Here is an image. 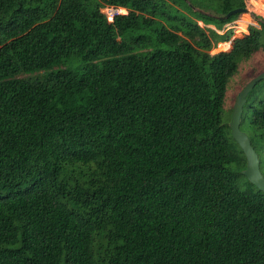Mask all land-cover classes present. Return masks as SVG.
Listing matches in <instances>:
<instances>
[{"label":"trees","instance_id":"16d2710c","mask_svg":"<svg viewBox=\"0 0 264 264\" xmlns=\"http://www.w3.org/2000/svg\"><path fill=\"white\" fill-rule=\"evenodd\" d=\"M177 1L0 0V264H264V193L221 121L264 21L211 54L231 31ZM212 2L188 12L218 30L245 8Z\"/></svg>","mask_w":264,"mask_h":264},{"label":"rangeland","instance_id":"374dc122","mask_svg":"<svg viewBox=\"0 0 264 264\" xmlns=\"http://www.w3.org/2000/svg\"><path fill=\"white\" fill-rule=\"evenodd\" d=\"M213 0H178V6L179 10L183 12V15L188 18L189 20L197 22V24L207 30L211 29L210 27H214L215 30H218L219 27L217 24H215L212 21H206L203 22L198 20L199 16L195 15L192 16L188 9H193L194 11L203 10L208 11V14L211 13L210 6L212 5ZM210 5V6H209ZM245 7L249 10L250 13L255 15V17H260L264 21V0H244ZM187 6V7H186ZM59 12H53L52 16H56ZM212 14V13H211ZM197 16V17H196ZM244 16L246 18H244ZM246 21H243L245 20ZM232 22H237L236 28L230 29L231 31V39L227 42H219L214 43L212 50L210 51L211 54H216L222 51H228L231 47V42L234 39L243 38L244 36L248 35L250 32V29L255 27L256 25H253L254 21L252 16L249 17L247 14H239ZM249 22H252L250 25ZM210 23L211 25H206ZM161 26H165L164 23H159ZM231 24L227 23L223 25L221 30L219 31V35H223L225 32V28L228 27V25ZM243 26L244 28L241 30L240 26ZM180 26V25H179ZM182 33L176 32V34L183 39H186V36L184 33L186 32V28L180 26ZM10 40L2 41L0 42V47L8 43ZM190 42V41H189ZM192 44V42H190ZM76 65V64H75ZM264 72V38L261 41V45L259 50L248 60L242 62L239 66L238 71L236 74H234L230 79L228 80L227 86H226V93H225V99L222 107V113H221V121L224 125H227L229 127V123L231 121L232 112H233V106L235 104L236 97L238 93L242 90L243 87H245L252 79L257 77L259 74ZM264 99V79L257 82L254 87L249 91V93L246 96L245 104L241 110V114L239 117V130L242 132L247 138L250 144H256L257 146L262 147V152L256 153L258 158V168L260 175L264 179V139L258 140V143H253L254 135H258V132H255L250 124L249 119L251 115L252 109L247 107L248 104H256L259 101ZM256 145L254 147H256ZM253 148V147H252ZM255 151V150H254ZM249 182L245 176L241 177L238 180V184L241 189H249Z\"/></svg>","mask_w":264,"mask_h":264},{"label":"water","instance_id":"95a60500","mask_svg":"<svg viewBox=\"0 0 264 264\" xmlns=\"http://www.w3.org/2000/svg\"><path fill=\"white\" fill-rule=\"evenodd\" d=\"M247 12L248 10L246 8H239L230 11L223 17L216 18L220 21H223L229 19L234 15H239ZM262 79H264V72L252 79L238 93L235 100V104L233 106V112L231 121L229 123V128L233 139L236 141V143L242 150L246 159V169L243 171V175L252 185H254L259 191H262L264 193V179L262 178L259 172L257 155L254 149L252 148L251 144L249 143L248 138L239 130V117L241 114V110L245 104L246 96L249 91L254 87V85Z\"/></svg>","mask_w":264,"mask_h":264},{"label":"built area","instance_id":"2783aa9c","mask_svg":"<svg viewBox=\"0 0 264 264\" xmlns=\"http://www.w3.org/2000/svg\"><path fill=\"white\" fill-rule=\"evenodd\" d=\"M101 13L105 15L109 21H112L115 15H125L128 13V11L125 8H121V7L103 5L101 8ZM247 13L249 17L252 16L253 21H254L253 25H256L255 27L253 26V28L261 31L263 28V19H261L260 17L259 18L255 17V15L250 13L249 10ZM247 13H243V14H247ZM249 24L251 25L252 22H249ZM236 25H237V22H231V24H229L228 27L225 28V31H229L230 29L236 28ZM214 31L219 34L218 30H214Z\"/></svg>","mask_w":264,"mask_h":264},{"label":"crops","instance_id":"0c3cea01","mask_svg":"<svg viewBox=\"0 0 264 264\" xmlns=\"http://www.w3.org/2000/svg\"><path fill=\"white\" fill-rule=\"evenodd\" d=\"M210 28H211L212 30H215V28H214V27H212V26H211Z\"/></svg>","mask_w":264,"mask_h":264}]
</instances>
